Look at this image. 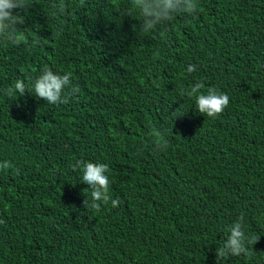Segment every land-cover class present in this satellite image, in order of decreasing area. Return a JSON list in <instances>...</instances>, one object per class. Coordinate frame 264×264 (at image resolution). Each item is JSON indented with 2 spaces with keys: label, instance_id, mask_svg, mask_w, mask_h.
Masks as SVG:
<instances>
[{
  "label": "trees",
  "instance_id": "obj_1",
  "mask_svg": "<svg viewBox=\"0 0 264 264\" xmlns=\"http://www.w3.org/2000/svg\"><path fill=\"white\" fill-rule=\"evenodd\" d=\"M58 2L29 0L24 42L0 44L5 89L45 66L79 89L63 105L0 90V264H218L241 215L257 239L219 264H264V0H196L148 34L136 0ZM197 81L229 97L215 117ZM78 160L108 164L118 207H83Z\"/></svg>",
  "mask_w": 264,
  "mask_h": 264
},
{
  "label": "clouds",
  "instance_id": "obj_2",
  "mask_svg": "<svg viewBox=\"0 0 264 264\" xmlns=\"http://www.w3.org/2000/svg\"><path fill=\"white\" fill-rule=\"evenodd\" d=\"M29 0H0V44L8 47H17L24 42L23 36L19 33L25 28L18 25L22 23L23 17L19 14L29 5ZM196 0H136L132 8L139 16L138 32L148 34L158 26L169 23L180 14H194L197 9ZM64 0H59L56 4V11L60 14L65 12ZM126 15L132 16L129 12ZM39 40H32L31 46H36ZM196 65L188 64L187 73H193ZM0 76V90L5 89L7 81ZM202 84L197 81L187 96L193 100L195 112L207 117H215L221 113L229 103V97L218 92L214 88H208L206 92L201 91ZM25 91L33 94L37 98H43L49 105H63L68 102L70 95H75L79 89L72 83L71 72L59 73L45 66L41 68L39 74L27 81L17 79L12 86L4 90V94L9 97L23 95ZM167 139H161L154 145L156 151L167 149ZM76 167L81 170L79 181L87 185V198L84 201V208L100 210L107 205L109 200L112 208L118 207L119 199H110L108 195V164L76 161ZM10 164L7 160L0 161V168L7 169ZM225 238L221 245L215 249L216 260L219 262L230 256L247 254L248 246L253 245L256 237L246 233L244 217L238 216L231 223L224 226Z\"/></svg>",
  "mask_w": 264,
  "mask_h": 264
}]
</instances>
